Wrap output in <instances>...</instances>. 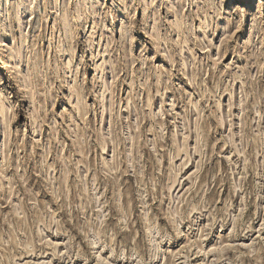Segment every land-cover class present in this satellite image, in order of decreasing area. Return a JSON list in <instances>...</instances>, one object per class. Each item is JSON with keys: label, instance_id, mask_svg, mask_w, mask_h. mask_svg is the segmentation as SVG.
<instances>
[{"label": "rangeland", "instance_id": "1", "mask_svg": "<svg viewBox=\"0 0 264 264\" xmlns=\"http://www.w3.org/2000/svg\"><path fill=\"white\" fill-rule=\"evenodd\" d=\"M100 3L81 27L0 0V264H264V56L242 36L264 0Z\"/></svg>", "mask_w": 264, "mask_h": 264}, {"label": "clouds", "instance_id": "2", "mask_svg": "<svg viewBox=\"0 0 264 264\" xmlns=\"http://www.w3.org/2000/svg\"><path fill=\"white\" fill-rule=\"evenodd\" d=\"M195 0H183L181 9L183 12L188 11V7L194 3ZM100 0H54L52 10L61 19L71 20L73 23H78L81 27H84L88 21L95 22L97 14L95 9L101 8ZM247 7V5H245ZM255 7V5H253ZM248 27L242 36H249V29L251 30L250 37L247 39L248 47H245L244 51L248 52L249 47L252 49L251 55L255 56L260 54L264 56V20H261V16H264V12L260 15H255L251 10L247 13ZM245 14L241 10L239 21L236 22L233 27L239 29L244 24ZM129 34L126 37H121L117 42L119 49L124 53V56L131 60L129 52L132 48V37L136 33L134 25L128 26ZM243 55V53H241ZM119 67H116V71L119 72ZM27 76L35 82L34 92H29V97L32 100V107H39L41 110H45V104L48 103V97L51 95V84L45 83L47 69L46 66L40 64H29L26 69ZM17 77L23 79L24 74L20 73L19 69L16 70ZM3 93L0 92V96ZM4 100L12 106V110L15 113L18 109V105L15 101H12L11 96L4 97Z\"/></svg>", "mask_w": 264, "mask_h": 264}, {"label": "bare ground", "instance_id": "3", "mask_svg": "<svg viewBox=\"0 0 264 264\" xmlns=\"http://www.w3.org/2000/svg\"><path fill=\"white\" fill-rule=\"evenodd\" d=\"M124 1V0H123ZM176 7H177V5H175ZM1 7V6H0ZM4 8V7H3ZM10 8V7H9ZM15 9V8H14ZM18 9V8H17ZM26 9V8H25ZM6 11H8V9H6ZM4 12H5V10H4ZM4 14V13H3ZM17 14L19 15L20 14V11H18L17 12ZM1 15V14H0ZM12 17V16H11ZM65 20V19H64ZM212 20V19H211ZM206 21H207V19H206ZM205 21V22H206ZM20 22V21H19ZM65 23H66V20L64 21ZM179 22V21H178ZM176 24H178V26H179V24L180 23H176ZM6 26H8V20L7 19H0V33L2 32V31H4V29L5 28H7ZM21 26V25H20ZM68 27H69V25H68ZM181 27V26H180ZM180 27H178V29H180ZM209 27V26H208ZM182 28V27H181ZM181 30V29H180ZM68 31V30H67ZM70 32H71V30H69ZM8 32V31H7ZM69 33V32H68ZM185 34H186V32H185ZM11 35V34H10ZM180 35H181V33H180ZM183 35V34H182ZM157 36V35H156ZM158 36H159V34H158ZM157 36V37H158ZM182 37V36H181ZM185 37V36H184ZM0 38H1V36H0ZM26 40V39H25ZM183 40V39H182ZM187 40V39H186ZM0 42H1V39H0ZM184 43V42H183ZM10 46V45H9ZM0 48H8V46L7 45H0ZM4 53H9L8 51H4ZM18 53H20V52H18ZM1 55V54H0ZM2 56V60L4 61V64H5V66L9 69V71H10V73L12 74V75H14V77H16V75H15V72H14V69H15V67L14 66H12L11 64L13 63L12 61H9V60H7L6 59V55H1ZM30 90H32V89H30ZM27 95H29V92L27 93ZM26 98V97H25ZM1 104H2V102L0 103V116H2V119H3V122H7V116H6V112H7V110L5 109V108H3V107H1ZM3 104H5V103H3ZM8 124V123H7Z\"/></svg>", "mask_w": 264, "mask_h": 264}]
</instances>
